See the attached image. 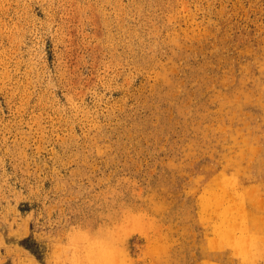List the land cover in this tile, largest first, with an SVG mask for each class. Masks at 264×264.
Wrapping results in <instances>:
<instances>
[{
  "label": "rangeland",
  "instance_id": "374dc122",
  "mask_svg": "<svg viewBox=\"0 0 264 264\" xmlns=\"http://www.w3.org/2000/svg\"><path fill=\"white\" fill-rule=\"evenodd\" d=\"M263 186L264 0H0V264H264Z\"/></svg>",
  "mask_w": 264,
  "mask_h": 264
},
{
  "label": "bare ground",
  "instance_id": "6f19581e",
  "mask_svg": "<svg viewBox=\"0 0 264 264\" xmlns=\"http://www.w3.org/2000/svg\"><path fill=\"white\" fill-rule=\"evenodd\" d=\"M225 171V170H224ZM231 178V177H230ZM232 179V178H231ZM234 183V182H233ZM235 184V183H234ZM264 187V186H263ZM224 189V188H223ZM258 189V188H257ZM217 190V189H216ZM225 190V189H224ZM240 190V189H239ZM242 190H245L244 192L245 193H247L246 192V188L244 187ZM252 190H253V188H252ZM243 192V191H242ZM231 194V193H230ZM227 191H225L224 193H222V192H220V197H219V199L221 200H223V199H227L228 200V197L229 196H232L233 197V195H230ZM235 194V193H234ZM237 194H238V192H237ZM234 197H235V195H234ZM248 197V196H247ZM246 197V198H247ZM260 197V196H259ZM231 198V197H230ZM237 198V197H236ZM232 199V200H231ZM230 200L231 201H233V198H231ZM238 199V198H237ZM213 201V200H212ZM237 201V200H236ZM264 201V200H263ZM249 202V201H248ZM243 203V202H242ZM245 203H246V201H245ZM238 204H240V203H238ZM251 204V203H250ZM215 205V204H214ZM237 205V203L235 204V206ZM252 205V204H251ZM258 205V204H257ZM263 205H264V203H263ZM244 206V208L242 209V210H246V208H245V205H243ZM248 206V205H247ZM254 206V205H253ZM250 208H251V206H250ZM255 209V208H254ZM253 209V210H254ZM257 209L259 210V207L257 206ZM229 210H230V208H229ZM239 210H240V208H239ZM242 210H240L239 212H241ZM249 210V209H248ZM250 211V210H249ZM262 212V211H261ZM257 213V212H256ZM238 215H239V213H237ZM231 215H234V213L232 212V214ZM242 215V214H241ZM241 215H239V216H241ZM247 215V212H245V216ZM226 217V216H225ZM232 217V216H231ZM235 217H237L238 218V216H236L235 215ZM245 218H247V217H245ZM244 218V219H245ZM256 219H257V223L258 224H261L260 226H262L263 227V229H264V225H262L263 223L261 222L262 220H263V218H261V216H259L258 214H256V217H255ZM252 218L251 217H249L248 218V220L250 221ZM242 220H243V218H242ZM244 221V220H243ZM243 221H241L240 223H239V225H242L243 227H245V226H248L247 224L245 225V223L246 222H243ZM247 221V220H246ZM248 221V222H249ZM247 222V223H248ZM250 222H252V221H250ZM254 222V221H253ZM261 222V223H260ZM228 224V229H226L227 230V232H226V234H227V238H229V236H230V234L232 235V233L231 232H233V231H235V224H237V221H236V223H233L231 220H229V222L227 223ZM250 227V226H249ZM254 228V226L253 225H251V227L250 228ZM248 228V227H247ZM251 230V229H250ZM244 231V230H243ZM252 231V230H251ZM257 232V231H256ZM250 236V235H249ZM231 237H233V238H231V240L229 241V242H232L233 244H237V245H241L242 243H243V236L241 235V236H235V238H234V236H231ZM259 237V236H258ZM255 238V237H254ZM230 239V238H229ZM165 240V239H164ZM217 240V239H216ZM216 240H215V242H216ZM162 241H163V239H162ZM204 241V240H203ZM213 241V240H212ZM249 241V240H248ZM163 242H165V241H163ZM217 242H218V240H217ZM261 242V241H260ZM264 243V242H263ZM203 244V243H202ZM215 244V243H214ZM222 244V243H221ZM261 244V243H260ZM237 245H235L236 247H237ZM244 245V244H243ZM264 245V244H263ZM218 246V245H217ZM159 248V247H158ZM216 248V247H215ZM244 248V247H243ZM160 249V248H159ZM238 249H240V248H237V250ZM249 249V248H248ZM253 249V248H252ZM250 250V249H249ZM210 251V250H209ZM247 252V251H246ZM253 253V252H252ZM226 256V255H225ZM214 258V257H213ZM241 263V262H240ZM243 263V262H242ZM236 264V263H235Z\"/></svg>",
  "mask_w": 264,
  "mask_h": 264
}]
</instances>
